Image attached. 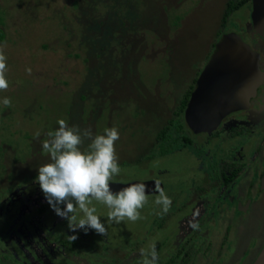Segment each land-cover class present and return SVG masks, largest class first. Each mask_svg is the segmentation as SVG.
I'll return each instance as SVG.
<instances>
[{
	"label": "rangeland",
	"instance_id": "1",
	"mask_svg": "<svg viewBox=\"0 0 264 264\" xmlns=\"http://www.w3.org/2000/svg\"><path fill=\"white\" fill-rule=\"evenodd\" d=\"M71 1L56 0V4L52 2L51 7L42 9L40 8L42 3L38 5L33 0H0V9L5 13L3 18L7 39L0 43V53L6 57L4 75L8 81V89L26 86L25 89L30 90L27 99L23 98V104L14 105L11 101V104L5 107L2 103L3 98L0 97V120L4 122L19 114V120L11 124L13 125L11 129H17L12 131L16 135H13L11 131H7L10 136L6 135L2 126L0 138L9 136L14 143L18 144L16 149L23 153L27 151V156L30 158L36 155L34 149L19 144V139L26 141L22 133L29 134L30 138L39 134L43 136L47 133L44 121L49 119L53 121L48 124L52 127L59 112L65 110L68 105L69 109L78 110V103H84L86 107L95 104L93 99L96 97L92 94V97L83 101L78 99L81 90L77 89V83L87 78L88 74L92 76L95 70L107 66V57L111 51L110 57L113 61L126 58L131 61V66L134 64L137 73L138 69L142 71V84L145 85V89L155 87L157 80L161 79L159 83L162 85H158L159 90L166 89L169 91L168 97L174 98L175 95L178 98V94L189 85V82L192 83V77L196 76L198 70L210 57L213 43L218 39L215 33L220 28L221 16L227 2V0H146L138 11L139 15H136L139 17L138 23L135 22L137 24L132 25L134 29L131 28L132 26L127 28V34H125L129 35V40L135 35V39L131 40L134 45H137L135 51L124 48V54H120L119 50L114 48L110 49L111 51L106 50L101 58L97 59L92 57L94 50L91 52L87 48L85 28L83 33L79 30L82 28L79 21L80 9H72ZM37 6L39 8L34 11L33 9ZM52 7L56 8L52 9ZM27 10L34 11L32 14L38 19L34 20V22L37 21L32 26L34 30L29 31L27 28V31H21L19 24L23 22V19L26 21L24 17ZM248 11L250 8L246 2L228 15L221 30H239L243 20L247 19ZM27 16L31 15L27 14ZM175 17H177L176 22ZM82 22L85 23V21ZM86 28L89 29L88 26ZM123 29L108 27L105 31L115 35L113 38L117 40ZM19 32L21 33L17 36ZM16 37L20 39V42H25L27 48L23 46L17 48ZM81 39L85 46L80 44ZM109 44L111 46V39ZM169 45L171 46L168 48ZM14 47L17 48L18 53L14 52ZM131 50H133L132 47ZM75 53H80L78 54L80 56H74ZM83 56L89 59L85 61ZM133 58L136 59L135 62H132ZM112 67L116 68V66ZM28 69L31 71L29 72ZM170 70L177 73L172 79L171 74L168 75ZM73 79L77 82H73ZM125 83H123L124 86L127 84ZM130 85L128 83L127 88H130ZM75 89L77 90L73 91ZM21 91L22 89L19 88V92ZM60 91L63 93L61 94ZM13 92L17 93L18 90ZM92 92L96 94V89ZM64 94L67 96L63 97ZM139 94H141L140 91ZM151 97L159 99L156 91L152 92ZM175 101L174 98L170 104L173 106ZM40 102L48 106L49 114H38L37 107ZM143 102L150 105V97L145 96ZM163 103L159 99V107L156 111L162 109ZM123 113L124 111L114 112L115 116H120L116 120L118 118L122 120L119 125L116 124L120 128L126 125L122 119L125 117ZM260 113L259 119L257 118L258 120L253 121L247 128L251 132L246 135L251 134V138H246L244 141L245 135H243L239 139L235 137L229 142L225 141L217 151L218 154L216 153L217 160L221 153L227 151V147L232 144L240 145L242 142L246 145L248 140H251V148L257 147L264 150V119H260L264 115V110ZM108 116L106 113L100 124L105 126L109 120L114 127L115 119L112 117L110 119ZM38 117H41L39 122ZM73 117L77 119L78 116ZM144 117L138 113L136 115L131 113L127 120L130 124L129 128H135L138 132L132 131L126 134L119 132L120 138L115 142V149L119 158L120 172L110 181L127 182L152 178L159 182L160 187L171 199L176 197L177 202L172 201L174 206H170L167 213L160 214V206L155 204L158 192H152L148 194L144 207L139 210L140 219L132 221L125 217L123 221L116 223L108 220L110 209L105 204L92 200L89 207H95L96 214L101 217L102 222H105L106 234H98L95 230H89L87 233L80 229L74 231L71 229L74 222L55 213L35 180L38 168L51 162L50 156L23 163L26 160H22L21 153L18 152V159L23 163L22 166L14 164L13 169L10 170L3 169L0 165V264H145L153 244L159 254L158 264H161L187 234L192 235L197 243H194L189 251V258L185 264H248L251 262L256 250L264 243V227L260 232L253 227V224L250 227V223L257 218L256 211H259L256 204L264 208V197L259 198L252 205L250 216L253 218L249 219V223L243 221L240 224L248 223L243 232L235 220L230 217L231 221L228 222L229 218L225 215H221L219 223L212 228L210 219L204 218L203 214L199 213L204 209L201 203L189 207L192 211L187 214L185 211L188 208L183 207L179 198L186 194V190L182 193L185 187L193 185L199 178L201 171L197 168L203 162L205 164L206 159L196 156L198 151L194 146L188 149L179 145V140L166 139L161 145L154 135L158 127L152 131L145 129L142 124ZM155 121L157 122V119ZM101 129L98 124L96 134H100ZM148 136L146 144L150 143L151 146L153 143L155 152H158L160 146L170 147V149L164 154H156L155 158L142 160L137 164L135 156L143 152L142 147L147 148L140 142ZM200 140L203 138L200 137ZM90 143V139H84L79 147L82 151H87ZM38 147L41 148L42 145ZM38 147L35 146L39 153L41 149ZM246 149V153L243 151V154L249 155L250 150ZM12 150L15 154L14 149ZM199 150L206 154L210 153L209 147L205 145H200ZM195 151L196 155L192 156ZM13 153L11 152V155ZM257 153L260 154L258 151ZM260 158L264 160V153L260 154ZM71 215H75L79 220L83 217V212L76 207ZM155 217L162 219V227L154 228L153 231L150 226H156L151 224L152 220H156ZM188 218H193V221L205 219L200 223L199 234H196L194 228L181 235L187 229L185 221ZM227 223H230L233 240L230 239V244L228 241L224 245L221 237ZM195 225L196 222L191 224V226ZM234 226H237L236 230ZM166 236H169L167 240H165ZM251 239H254L252 244L255 246L254 249L241 257L244 250L251 251L252 246L250 248L248 246ZM64 240L67 241L66 244H62Z\"/></svg>",
	"mask_w": 264,
	"mask_h": 264
},
{
	"label": "trees",
	"instance_id": "2",
	"mask_svg": "<svg viewBox=\"0 0 264 264\" xmlns=\"http://www.w3.org/2000/svg\"><path fill=\"white\" fill-rule=\"evenodd\" d=\"M33 1H35L36 4L38 5L42 3L40 5L41 6L40 8L42 9H45V8L47 9L48 7H51L52 2L56 4V0H33ZM245 2L246 0H227L226 7L221 16V20L219 24L220 28L215 33L218 39L221 35L220 34L221 31H225L223 29L221 30V28L224 27V23L228 15L232 13L233 11H235V9L241 7ZM145 3H146V0H72L71 1L72 9L74 10H77L78 8L80 9L79 21L82 25V28H80L79 30L83 33L84 28H85V32H87V42H86L87 48L91 52L94 50L92 57L100 59L103 52H105L106 50L114 49V48L118 49L120 54H124V50H123L124 48L130 51H135V49L137 48V45H134V42L131 41L132 39H135V35L131 40H129L128 39L129 35L126 36L125 34H127V28H130V26L136 25L138 23L137 18L139 17L136 15H139L138 11L142 8L143 4ZM38 8L39 6H37V8L33 10L35 11ZM54 8L56 7H52V9ZM57 9H59V7H57ZM34 11L32 12L34 13ZM32 12L27 10L26 14L24 13L25 14L24 18H26V21L23 19V22L19 24V28H21V31H27V28L29 31L34 30L32 29V26L34 25L35 22H37V21L34 22V20H37L38 17L32 14ZM4 14H5L4 11L0 9V43L1 44L7 40L6 32L4 28V22H5L3 18ZM27 14H30L31 16L28 17ZM176 19L177 17H175V22H176ZM82 21H85V23ZM28 26H31V27H28ZM86 26H88L89 29H87ZM108 27L124 28L123 30L120 31L119 39L115 40L113 38L115 37V35L111 34L110 32L107 33L105 31L108 29ZM131 28L134 29L133 26ZM20 33L21 32H19L17 36H19ZM16 39H18V41H16L15 43L17 48L20 46L25 47V42L21 41L22 43H24L22 44L18 37H16ZM82 39L80 40V44L85 46V43L84 41H82ZM110 39L112 40L111 46L109 44ZM173 43L171 42L170 44L172 45ZM129 44L131 46H129ZM41 45L43 46L44 44H41ZM171 45H169L168 48ZM5 46L8 47V44L5 43ZM131 47L133 48V50H131ZM14 48H15L14 52L18 53L17 48L16 47ZM65 52L67 53V51ZM111 52L110 54H108L109 56L107 57V61H108L107 66H104V67L99 68L98 70H95L94 71L95 73L92 76L88 74L87 78L77 83V89L81 90V92L78 95V99L80 101H83L88 97H92L91 96L92 94L93 96L96 97L95 99H93L94 103L95 102L96 103L92 104L89 107H86L84 103H78L79 105L78 110L69 109V105H68L65 110L61 111V113L59 112L58 118L54 119V125L52 127H50V125L48 124H51V122L53 121H51L50 119L46 122L44 121V126H47V129H46L47 133L49 132V129L50 131L51 130L54 131L55 129H57L59 127L58 121L63 119L66 121V123H69L68 124L69 126H77L80 129L93 130L92 132L94 136L97 135L96 130L98 129V124H99L100 127L102 128L100 131V134H103L106 128H113V125H111L112 122L109 120L108 122H106L105 126L100 124V121H102V117L106 115V113H108L109 115L108 117L110 119L111 117L115 119L114 127L118 129V131L121 134H126L128 132L132 133V131L138 132L137 130H135V128L134 129H131V127L129 128L130 124L127 121L131 113L133 115H136L138 113L140 115L145 116L142 120V124L144 125L145 129H151L152 131L154 130V128L158 127V129L155 130L154 135H155L156 140L161 145L163 144L164 140L171 139V140H179L178 144L185 146V140L187 138L185 137L184 129L188 131V128L186 127V124L183 118V110L185 108L189 93L192 87L194 86L195 76L192 77V83L189 82V85H187V87L182 92H180V94H178L179 96L178 98L174 95V98L176 101L174 102L172 106L170 104V101H172L174 98L172 96L168 97L167 92L169 91L163 88L160 91L158 88L159 84L162 85L161 83H159L161 82L160 81L161 79L157 80L155 87L145 89L144 88L145 85L142 84L143 82L142 71L138 69V73H137L134 64L133 66H131L130 65L131 61L127 60L126 58H119L116 61H113L110 57L112 56ZM78 54L80 53H75L74 56H80ZM82 58L85 61L89 59L84 56ZM135 61L136 59L133 58L132 62H135ZM112 66H116V68ZM91 68L94 69L93 66H91ZM169 72L170 73H168V75L171 74V79L172 77L177 75L176 72H173L171 70ZM75 81L76 80L73 79V82ZM125 82L127 84L128 83L131 84L130 88L129 87L127 88V84ZM123 83H125L126 86H124ZM25 87L26 86H20V87L18 86V87H14L12 90L8 89L9 87H7L6 89H1L0 97L10 98V100L13 102L12 104L14 105L23 104V98H26L27 94H29V91H30V90L25 89ZM19 88L22 89L21 92H19ZM77 89L73 91H76ZM95 89H96V94L92 92ZM15 90H18V92L14 93L13 91ZM139 91L141 94H139ZM153 91H156L159 99H161L165 103V104L163 103L164 106L162 104V109L158 111L156 110L159 107V99L156 100L153 97H151ZM60 92L61 94L63 93L62 91ZM160 95H164V96H160ZM62 96L66 97L67 95L64 94ZM145 96L150 97L151 99L150 105L143 102V98ZM38 105H39L37 107L38 114H42V113L49 114L50 113L47 105H44L42 102L38 103ZM13 108L15 109V106H13ZM120 111H124L123 114L125 116L122 118L124 122H126V125L122 126L123 128L118 127L119 123H121L122 120L119 118L116 120V118L120 116L114 115V112H120ZM18 115L19 114L17 113V115H15L17 117H11L4 122L0 120V128L2 129V126H3V128L5 129L6 135H9L7 131L12 132V131L17 130V129H11V127L13 126L11 124L15 120H19ZM74 115L78 116L77 119L73 117ZM40 119L41 117H38L37 121L39 122ZM155 119H157V122L155 121ZM43 132H46V131H43ZM12 133L13 135H16L14 132ZM47 133L44 134L43 136H40V134L34 137L31 136V138L29 134L22 133V136L26 141L24 140L21 141V139H19V144L25 145V147L34 149V153L36 156H33V158H30L27 156L28 155L27 151L23 153L19 151L18 149H16L18 147L17 146L18 144L14 143V140L9 137L10 135L0 138V165L1 167L3 169L9 168L10 170H12L14 164L16 165L18 164L22 166L23 163H27L28 161H37L41 157L45 158L47 156H50L46 150H44L42 147L41 148L38 147L43 144V141L49 139ZM173 134H175L174 137H173ZM149 136L143 139L141 142L139 141L140 144L141 143L145 144L147 148L142 147L143 152L135 156V161L137 164L142 162V160L147 161L149 159L155 158L154 156L156 154H164L170 149V147L164 148V146H160L158 152L157 151L155 152L152 146L153 143H151V146H150V143L146 144ZM35 146L41 149L39 153L37 149L35 148ZM12 149H14L15 154L13 153ZM11 152L13 153V155H11ZM18 152L21 153L22 160H26L25 162L21 163V160L18 159L19 158L17 154ZM11 164L12 166H10ZM160 221H162V219ZM70 242L72 243V241ZM66 243L67 241L65 240L62 242V244H66ZM191 249L192 247L186 248L184 243H182L161 264H171L173 261H176L177 264H185L187 259L189 258V251ZM256 251L257 252L255 253L254 258L260 251V248ZM252 261L253 259L251 260V262ZM251 262H249L248 264H250Z\"/></svg>",
	"mask_w": 264,
	"mask_h": 264
},
{
	"label": "flooded vegetation",
	"instance_id": "3",
	"mask_svg": "<svg viewBox=\"0 0 264 264\" xmlns=\"http://www.w3.org/2000/svg\"><path fill=\"white\" fill-rule=\"evenodd\" d=\"M246 2L249 4L250 11H248L247 19L243 20L239 30L221 31L219 39H217L214 44L221 39V36L224 33L230 31L237 33L252 50L258 52L259 68L264 72V29L261 33H259L252 27L251 24H249L251 23V0H246ZM247 23L248 27L246 28ZM213 50L214 45L212 53ZM201 69L202 68H200L196 73L195 80ZM194 87L195 82L191 91L194 89ZM262 110H264V77L261 84L257 87L255 95L248 99L247 108L229 112L220 119L219 123L213 130L209 132H193L185 122L186 127L188 128V131L184 129V134L187 138L185 140V147L191 149V146H194V148L199 152L196 155L195 151L192 156L196 155L197 157L199 156L200 159H206V163L204 164L203 162L201 166L197 168L199 171H201V175L199 178H197L193 185H187L185 187L182 193L185 190L187 192L179 199L183 207H187L188 209L197 203L203 204L204 209L199 213H202L204 218L211 220H209V223L212 224V228H215V226L219 223L218 221L221 219V215H225L226 218H229L228 222L231 221L230 219L232 218V220H235L239 225L242 224L243 221L249 223V219L253 218L250 216L252 205L255 204L259 198L264 197V160L260 158V154L264 153V150L257 147L251 148V140H248L246 145H244V142H242L240 145L232 144L230 147H227V151L220 154L218 160L216 159V153L219 151V148L223 146L225 141L229 142L232 139H235V137L239 139L243 135H245L244 141L246 138H251V134L246 135L248 132H251V130H248L247 128L259 117V115H261L260 112ZM260 119H264V115H262ZM200 137H202L203 140L199 141ZM200 145L209 147L210 153L206 154L205 152L200 151ZM246 148L250 150L249 155L245 154L247 151ZM243 151H245L244 154ZM257 151L260 152V154L257 153ZM200 152L202 154H200ZM256 158L258 160L255 161L254 159ZM175 199L176 197L172 198V200ZM171 206H173V204ZM256 206L258 207L259 211H256L257 218L254 220V222L250 223V227H252L253 224V227L257 228L258 232H260L264 227V208L259 207L257 204ZM188 209L185 211L187 214L192 211ZM155 218L156 220H152L151 224H155L156 226H150L153 231L154 228L157 229L162 227V221H160L158 217ZM199 220L193 221V218L186 219L185 223L187 224V229L181 235H184L186 232L193 230L194 228L196 229V234H199L200 223L205 221V219ZM195 222L196 225L191 226V224ZM248 223L238 226L241 232H243L245 225ZM236 229L237 226H234V230ZM230 230V223H227L224 226V232L221 237V241H224V245L228 241L230 244V239L231 241L233 240ZM174 231L177 233L175 229ZM165 238V240H167L169 236H166ZM253 242L254 239H251L248 243L249 248L252 246L251 251L244 250L241 257H244L248 253L252 252L255 247L252 245ZM182 243H184L186 248H190L193 247L194 243L196 244L197 242L192 235L187 234L179 245ZM178 246H176L175 249ZM262 246H260V249ZM252 259H254V257ZM171 264H177V262L173 261Z\"/></svg>",
	"mask_w": 264,
	"mask_h": 264
},
{
	"label": "clouds",
	"instance_id": "4",
	"mask_svg": "<svg viewBox=\"0 0 264 264\" xmlns=\"http://www.w3.org/2000/svg\"><path fill=\"white\" fill-rule=\"evenodd\" d=\"M5 71L6 57L0 53V89L8 87ZM2 103L9 106L11 100L5 97ZM58 124L57 129L47 133L49 139L42 144L51 162L39 167L35 177L55 213L74 222L71 225L74 231L80 229L87 233L95 230L98 234H106V227L105 222L96 214V208L89 207L92 200L102 202L110 209L109 221L119 223L125 217L132 221L140 219L139 210L144 207L150 193L148 186L137 182L115 192L110 187V180L120 172L115 149V142L120 138L118 129L106 128L103 134L94 136L91 129L69 126L63 119ZM84 139L91 140L87 151L79 147ZM154 183V189L158 192L155 204L160 206V214L167 213L172 199L158 181ZM76 207L83 212L79 220L71 215ZM148 257L145 264H158L159 254L155 244L151 246Z\"/></svg>",
	"mask_w": 264,
	"mask_h": 264
},
{
	"label": "water",
	"instance_id": "5",
	"mask_svg": "<svg viewBox=\"0 0 264 264\" xmlns=\"http://www.w3.org/2000/svg\"><path fill=\"white\" fill-rule=\"evenodd\" d=\"M250 22L255 30L262 32L264 0H251ZM258 58V52L240 35L233 31L222 34L197 75L183 111L184 120L193 132H209L229 112L247 108L248 99L255 95L264 77ZM137 182L145 183L150 193L156 192L154 179L110 181V187L115 192ZM251 264H264V244Z\"/></svg>",
	"mask_w": 264,
	"mask_h": 264
}]
</instances>
